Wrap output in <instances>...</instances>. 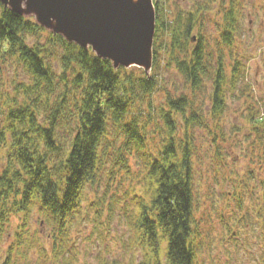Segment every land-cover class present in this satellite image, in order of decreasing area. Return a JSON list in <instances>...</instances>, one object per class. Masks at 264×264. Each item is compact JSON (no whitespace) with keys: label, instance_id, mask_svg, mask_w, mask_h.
Instances as JSON below:
<instances>
[{"label":"trees","instance_id":"trees-1","mask_svg":"<svg viewBox=\"0 0 264 264\" xmlns=\"http://www.w3.org/2000/svg\"><path fill=\"white\" fill-rule=\"evenodd\" d=\"M214 1L199 0L171 13L168 0H153L157 16L149 74L138 66L116 68L91 46L69 41L0 1V233L12 212L26 218L36 206L41 223L53 229L50 263L75 258L70 228L82 212L85 189L108 176L114 149L115 163L121 160L129 168L139 154L147 173L131 214L135 240L144 251L140 264H161L163 250L166 264H194L195 242L200 243L196 201L201 199L195 190V128H208L211 117L220 158L227 98L247 75L243 59L233 52L242 1L220 0L217 11ZM213 9L216 34H208ZM11 62L25 76L13 78L10 90L5 67ZM164 65L185 80L180 94L164 88ZM161 88L166 103L159 109L152 97ZM157 109L164 129H158L162 141L152 149L147 122L157 117ZM255 121L264 124V117ZM117 139L121 145L116 147ZM99 264H109L108 258L102 256Z\"/></svg>","mask_w":264,"mask_h":264},{"label":"rangeland","instance_id":"rangeland-1","mask_svg":"<svg viewBox=\"0 0 264 264\" xmlns=\"http://www.w3.org/2000/svg\"><path fill=\"white\" fill-rule=\"evenodd\" d=\"M196 1L199 0H168V5L173 13L191 8ZM219 1L213 2L215 11L220 9ZM241 1L240 28L233 52L243 59L247 75L227 98L228 108L220 120L223 130L220 158L215 156L211 134L215 123L211 117L206 119L208 128H195L198 145L195 190L201 199L196 201L200 243L195 242L194 264H264V124L255 121L264 117V0ZM215 11L208 13V34H216L212 20ZM55 66L59 70L58 61ZM5 68L6 86L11 90L12 79L23 78L25 71L12 62ZM160 75L164 88L173 95L185 88V80L173 67L162 66ZM152 102L159 109L165 105L163 88L153 95ZM144 107L148 109L147 105ZM159 109L157 117L147 122L152 149L162 141L158 129L163 131L164 123ZM252 115L258 117L251 120ZM60 133L69 138L63 128ZM114 134L115 130L113 139ZM120 141L115 140L116 147L121 145ZM116 158L117 152L110 150L108 176L97 186L85 189L82 212L69 232L75 247L73 253L77 254L75 258L69 256L63 264H99L102 256L108 258L109 264L114 260L117 264H140L144 259V251L135 240L131 214L135 194L147 184V173L139 154L132 156L129 168L121 160L115 163ZM41 220L36 206L26 218L12 212L0 233V264H5L9 257V264H55L48 258L53 241L49 234L53 229ZM18 240H23L21 245ZM167 260L163 250L161 264Z\"/></svg>","mask_w":264,"mask_h":264},{"label":"water","instance_id":"water-1","mask_svg":"<svg viewBox=\"0 0 264 264\" xmlns=\"http://www.w3.org/2000/svg\"><path fill=\"white\" fill-rule=\"evenodd\" d=\"M37 23L92 49L120 66L154 63L156 7L153 0H0Z\"/></svg>","mask_w":264,"mask_h":264}]
</instances>
